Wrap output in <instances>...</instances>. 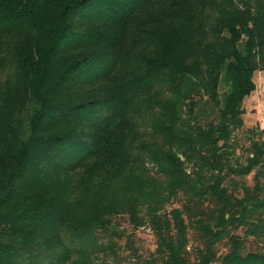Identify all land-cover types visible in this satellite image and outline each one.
<instances>
[{
  "label": "trees",
  "instance_id": "16d2710c",
  "mask_svg": "<svg viewBox=\"0 0 264 264\" xmlns=\"http://www.w3.org/2000/svg\"><path fill=\"white\" fill-rule=\"evenodd\" d=\"M256 67L264 0H0V264H264Z\"/></svg>",
  "mask_w": 264,
  "mask_h": 264
},
{
  "label": "rangeland",
  "instance_id": "374dc122",
  "mask_svg": "<svg viewBox=\"0 0 264 264\" xmlns=\"http://www.w3.org/2000/svg\"><path fill=\"white\" fill-rule=\"evenodd\" d=\"M133 60V58L131 57ZM132 63V62H131ZM126 66L130 67L128 62L125 63ZM135 62L133 60L134 65ZM124 67V64L122 65ZM252 73L253 89L251 92L242 98V126L241 129L236 131L233 136L234 148L232 150V156L237 160L244 162L247 157H250V152L244 150V147L250 146L253 141H261L264 138V70L256 67ZM23 105V104H22ZM20 105V107L22 106ZM142 122V121H141ZM144 123L139 126L143 129ZM250 131L252 133H250ZM246 181L249 183V176ZM170 205H178V202L172 201ZM120 227L128 229V224L125 220L119 218ZM135 243L142 248H148L151 250L153 248L152 235L147 227H138L135 230ZM120 241V240H119Z\"/></svg>",
  "mask_w": 264,
  "mask_h": 264
}]
</instances>
